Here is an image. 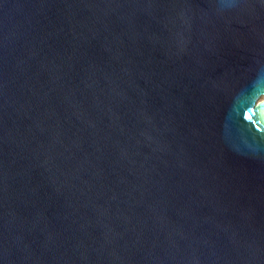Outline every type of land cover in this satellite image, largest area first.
Here are the masks:
<instances>
[{
	"label": "water",
	"instance_id": "obj_1",
	"mask_svg": "<svg viewBox=\"0 0 264 264\" xmlns=\"http://www.w3.org/2000/svg\"><path fill=\"white\" fill-rule=\"evenodd\" d=\"M0 264H264V0H0Z\"/></svg>",
	"mask_w": 264,
	"mask_h": 264
},
{
	"label": "rangeland",
	"instance_id": "obj_2",
	"mask_svg": "<svg viewBox=\"0 0 264 264\" xmlns=\"http://www.w3.org/2000/svg\"><path fill=\"white\" fill-rule=\"evenodd\" d=\"M261 98V97H260Z\"/></svg>",
	"mask_w": 264,
	"mask_h": 264
}]
</instances>
